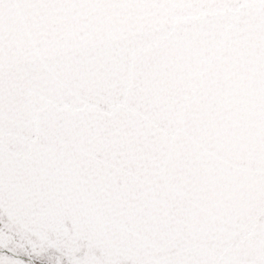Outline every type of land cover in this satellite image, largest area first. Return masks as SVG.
Listing matches in <instances>:
<instances>
[{"label":"snow or ice","instance_id":"obj_1","mask_svg":"<svg viewBox=\"0 0 264 264\" xmlns=\"http://www.w3.org/2000/svg\"><path fill=\"white\" fill-rule=\"evenodd\" d=\"M0 264H264V0H0Z\"/></svg>","mask_w":264,"mask_h":264}]
</instances>
